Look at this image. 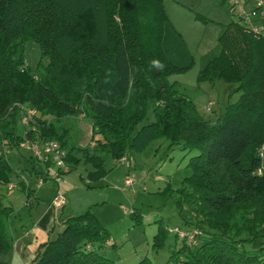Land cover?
I'll list each match as a JSON object with an SVG mask.
<instances>
[{"label":"trees","instance_id":"obj_1","mask_svg":"<svg viewBox=\"0 0 264 264\" xmlns=\"http://www.w3.org/2000/svg\"><path fill=\"white\" fill-rule=\"evenodd\" d=\"M28 40L40 51L37 75L26 63ZM44 58L48 63L40 68ZM153 60L164 67H154ZM193 62L163 0H0V188L22 173L8 158L9 147L55 141L66 152L67 168L59 175L90 164L84 184L90 188L107 175L108 157L119 160L164 138L169 149L192 153L179 191L189 197L195 218L185 220L186 229H172L181 244L163 264L173 258L182 264H264V37L229 21L216 52L203 57L198 81L222 80L230 94L240 93L217 118L201 116L168 81ZM80 114L91 121V141L69 146V129L56 123ZM45 158L39 162L48 169L52 162ZM32 172L37 180L49 177L34 166ZM17 186L30 203L34 190L23 179ZM13 213L0 191V264H9ZM62 225L39 244L31 264H118L102 253L109 237L92 212L67 216ZM168 235L159 220L152 247L164 248ZM135 264L154 263L143 257Z\"/></svg>","mask_w":264,"mask_h":264},{"label":"rangeland","instance_id":"obj_2","mask_svg":"<svg viewBox=\"0 0 264 264\" xmlns=\"http://www.w3.org/2000/svg\"><path fill=\"white\" fill-rule=\"evenodd\" d=\"M222 1L163 0L170 23L185 41L194 61L185 72L168 76V81L190 97L198 113L207 119L217 118L226 104L237 101L240 95L237 92L230 94L229 85L222 80L210 82L197 79L203 57L217 50L220 30L229 21L237 20L229 12L230 4ZM24 55L27 65L35 72L40 61L38 45L32 40L26 41ZM47 63L48 58L42 59L40 68ZM207 107L210 108L208 111ZM81 117H65L56 123L59 127L69 129V146H78L82 139L83 132L77 128L78 120L83 119L91 124L88 117ZM147 119H154L152 113H148ZM28 151L22 146L19 150L13 146L7 149V154L10 161L16 163V167L22 172L12 175L13 183L25 180L27 186L34 190L37 206L31 210L24 206L25 193L18 186L16 188L10 184L6 186L8 190L0 188L4 202L15 210L16 216L12 215L14 234L20 237L25 229L28 230L24 235L26 240H30L26 246L31 252L28 258L32 251L34 254V247L54 238L62 230L64 218L87 210L107 230L110 245L102 253L118 264H135L143 257H148L154 264H163L169 259L172 250L181 244V239L174 242L172 229H186L184 222L193 215L190 210L192 206L187 200L189 197L179 191L183 179L190 174L186 164L192 153H187L180 146L169 149L168 142L158 137L140 152L129 151L125 163L108 157L105 161L107 175L87 188L84 184L87 181V171L92 169L90 164L80 162L71 172L55 177L57 169L53 164L46 169L34 157V162H30L26 158ZM33 166L40 172L38 174L47 171L49 177L46 180L39 177L37 180L33 172L29 173L33 171ZM126 176L130 178L131 184L124 183ZM10 186L15 188L11 189ZM62 196L64 205L52 204L57 197ZM159 220L169 230V235L165 247L155 249L152 242ZM187 226L189 230L194 228ZM247 245L250 247V244ZM20 262L30 264V261L24 262L22 258ZM11 264L20 263L11 258ZM170 264L182 263L173 258Z\"/></svg>","mask_w":264,"mask_h":264},{"label":"built area","instance_id":"obj_3","mask_svg":"<svg viewBox=\"0 0 264 264\" xmlns=\"http://www.w3.org/2000/svg\"><path fill=\"white\" fill-rule=\"evenodd\" d=\"M225 2L230 4L229 12L232 16L236 17L248 32L264 37V0H225ZM23 122L27 123L26 118L23 119ZM22 147L27 148L38 161H44L45 157H47L57 169V172L54 174L55 177L59 175L61 168H67L64 160L66 155L65 149L59 147L55 141L50 140L42 144H23ZM262 150L264 148L261 149V152ZM126 155L120 157L118 161L125 163L127 159ZM39 181L41 183V180ZM124 183L131 184L130 178L126 176ZM63 199V196L57 197L53 204H62ZM180 235L184 236L185 233L181 232ZM188 240L191 242L192 235L188 236Z\"/></svg>","mask_w":264,"mask_h":264},{"label":"crops","instance_id":"obj_4","mask_svg":"<svg viewBox=\"0 0 264 264\" xmlns=\"http://www.w3.org/2000/svg\"><path fill=\"white\" fill-rule=\"evenodd\" d=\"M78 117L82 118L81 116H78ZM77 128H78V130H80V131L83 132L82 139H80V142H79V145L78 146L83 147V146L89 144L90 141H91L90 139H91V135H92V127H91L90 122H85V121H83V119L82 120H78ZM27 180H28V178H27ZM13 182L14 181L12 180L9 183V185L10 184H13V185H15L16 188H18L17 185H16L17 183L16 182L13 183ZM39 183H40V181H39ZM26 185H28V184L26 183ZM15 187L13 186V187H11V189H13ZM5 189H7V187H5ZM25 200H26V196H25V199H24L23 204H24V206L30 208V210H31V208L37 206V199L35 197L34 192L31 193V198H30L31 202L30 203H28ZM20 207H21V205H20ZM21 208H23V206ZM14 213H15V210H14ZM14 213L12 215L15 217L16 215ZM48 222L50 223L51 222V219ZM13 224H14V222H13V219H12V216H11L10 219H9V223L7 225V232L9 233V236H10V238L12 240V250L9 252V254H7V256L5 257V259L7 261H9L8 263H10V264H11V258L13 259L14 262L21 264L20 259L22 258L24 260V262H29L30 261V264H31L32 259L34 257V254H33V251H32L33 256L31 254V257L28 258V256L30 255L31 252L28 250V248H26V246L30 243V240H26L24 238V235H26L28 233V230L25 229L23 231V235H21L20 237H18L17 235L14 234V225ZM20 238H21V240H20ZM37 248H38V245L36 247H34V253H35V251H36Z\"/></svg>","mask_w":264,"mask_h":264},{"label":"clouds","instance_id":"obj_5","mask_svg":"<svg viewBox=\"0 0 264 264\" xmlns=\"http://www.w3.org/2000/svg\"><path fill=\"white\" fill-rule=\"evenodd\" d=\"M152 65L158 69H162L164 67L159 61L156 60L152 61Z\"/></svg>","mask_w":264,"mask_h":264},{"label":"bare ground","instance_id":"obj_6","mask_svg":"<svg viewBox=\"0 0 264 264\" xmlns=\"http://www.w3.org/2000/svg\"><path fill=\"white\" fill-rule=\"evenodd\" d=\"M223 1H225V0H223ZM231 15H232V14H231ZM236 21H238V20H236ZM209 109H210V108H209V107H207V109H206V110L208 111Z\"/></svg>","mask_w":264,"mask_h":264}]
</instances>
